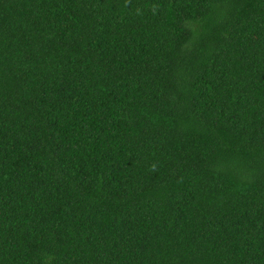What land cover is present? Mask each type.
I'll return each mask as SVG.
<instances>
[{
  "label": "trees",
  "instance_id": "trees-1",
  "mask_svg": "<svg viewBox=\"0 0 264 264\" xmlns=\"http://www.w3.org/2000/svg\"><path fill=\"white\" fill-rule=\"evenodd\" d=\"M0 264H264V0H0Z\"/></svg>",
  "mask_w": 264,
  "mask_h": 264
},
{
  "label": "clouds",
  "instance_id": "clouds-1",
  "mask_svg": "<svg viewBox=\"0 0 264 264\" xmlns=\"http://www.w3.org/2000/svg\"><path fill=\"white\" fill-rule=\"evenodd\" d=\"M155 11V9H153Z\"/></svg>",
  "mask_w": 264,
  "mask_h": 264
}]
</instances>
